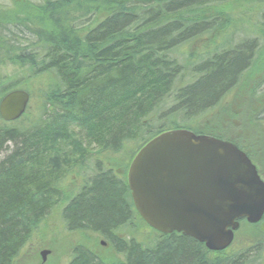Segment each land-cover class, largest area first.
Instances as JSON below:
<instances>
[{
	"label": "trees",
	"instance_id": "1",
	"mask_svg": "<svg viewBox=\"0 0 264 264\" xmlns=\"http://www.w3.org/2000/svg\"><path fill=\"white\" fill-rule=\"evenodd\" d=\"M12 1V7H0V101L13 90L26 89V78H33L40 82L42 102L39 118L30 126L23 124L26 115L18 124L0 116V155L14 143L0 161V264H17L33 229L56 207L53 199L64 197L58 173L45 164L48 153L42 144L49 126L42 122L58 119L84 130L94 124L109 128L105 124L115 113L123 122L109 133L110 163L98 162L97 178L68 198L63 208L70 230L90 225L102 231L125 256L124 264H264V217L258 223L241 219L235 242L212 251L190 236L151 228L136 210L127 181L137 152L155 136L176 128L236 143L264 177V75L254 82V72L264 70V0ZM6 66H13L12 74H4ZM140 87L142 97L118 103L125 92ZM240 88L248 100V108L235 115L241 123L233 116L229 124H218L239 130H215L221 117L236 114L227 95L236 96ZM165 97L176 100L169 109L174 122L128 150V137L134 130L143 131L141 119L157 113ZM252 103L258 108L250 107ZM181 114L185 119L180 124L176 117ZM249 121L261 127L255 138L248 134ZM250 147L260 151L263 163ZM121 155L127 156L125 172L116 161ZM116 186L126 187L127 213L114 197ZM136 220L160 236L148 244L132 235L121 238V245L116 242L115 229L131 224L136 229ZM70 264L112 263L78 246Z\"/></svg>",
	"mask_w": 264,
	"mask_h": 264
},
{
	"label": "water",
	"instance_id": "2",
	"mask_svg": "<svg viewBox=\"0 0 264 264\" xmlns=\"http://www.w3.org/2000/svg\"><path fill=\"white\" fill-rule=\"evenodd\" d=\"M30 93L16 89L0 101L3 120L27 111ZM134 204L155 230L190 236L209 250L234 242L241 219L264 217V179L236 143L187 128L162 132L134 157L128 171ZM49 250L42 251L46 261Z\"/></svg>",
	"mask_w": 264,
	"mask_h": 264
},
{
	"label": "rangeland",
	"instance_id": "3",
	"mask_svg": "<svg viewBox=\"0 0 264 264\" xmlns=\"http://www.w3.org/2000/svg\"><path fill=\"white\" fill-rule=\"evenodd\" d=\"M31 1L36 3L43 0ZM12 5V0H0V7L2 9L10 8ZM219 8L220 7H217L216 9L218 10ZM181 57L183 58V56ZM261 58L264 60V53H262ZM2 69L5 75L12 74L14 71L13 66H6ZM254 75L257 76L254 79V82H260L264 75V70L258 71L257 74L254 72ZM188 80H190V75L186 78V81ZM251 82H253V80ZM24 84L26 85V89H30L31 91V101L28 111L24 114L27 117L23 120V124L25 126H30L38 120L40 115L39 105L42 102V97L39 96L38 91V84H40V82L33 78H26ZM261 88H264V82L261 85ZM243 91L244 89L240 88L235 91V93L239 92L236 96L233 93L227 95L231 101V111L236 114L221 117L213 126L215 130L227 132L226 134H234L239 130V128L232 127L229 131L226 127H218V124H229L233 116L234 122L238 125L241 123L239 118L235 115L239 114L242 111V108H248L247 95L245 97L246 101H244V97L241 96V92ZM143 93V87H140L139 90L125 92L124 95L118 99V103L124 104L128 103L130 99H139L142 97ZM164 100L165 102L163 104L161 102L156 106L161 108L157 113L152 112L141 119L143 121V131L134 130L132 135L128 137L130 140V143L127 145V148H129L128 150L137 146L139 140L146 137L150 132L155 131L158 127L174 122L172 114L169 113L171 110L169 109L174 103H176V100L173 101V99L169 97H165ZM254 106L258 108L257 104L254 105V103H252V106L250 105V107ZM156 107L154 110L158 109ZM149 110L152 109L150 108ZM215 112L218 113V108H216ZM50 115H52L51 112H48L47 116ZM157 115L160 117H157ZM214 117L218 120V115H214ZM21 118L10 122V124H18ZM122 118V116L115 113L110 118V121L105 124L109 128L94 124L93 127H89V129L87 128L86 130L79 128L75 123L64 122L58 119L42 122L43 125L49 126L43 137L42 144L43 148L48 153V159L45 161V164L47 168L58 173V178H60L62 183L61 190L64 192V197L62 199V196H58V200L56 199L57 197L53 199L57 204L56 207L46 216L44 221L33 229L28 243L21 251V256H19L17 264H70L74 257L75 249L78 246H85L86 248L88 247L89 249L96 251L98 255L112 264L125 263V256L122 255L121 252H117V248L112 245L113 243L109 241L102 231H97L94 227L91 229L89 227L90 225H88V227H82V229H84L83 231H80L79 229L71 231L66 218L63 215V208L66 205L68 198L71 200L72 195L80 192L83 186L87 183L92 184L93 180H95L100 174L98 162L102 165L110 163L109 159L112 158V154L108 149V147H110L108 144L109 133L113 126H118L120 122H123ZM184 119L185 117H183L182 114L176 117V121L180 124L184 123ZM94 121L97 122L96 120ZM248 124V134H250L251 138H255V133H257L261 127L250 121ZM8 146L9 150L0 155V161L3 160L6 155L10 154L14 148V143H10ZM250 148L253 156L258 159L259 163H263L261 161V156L263 155H261L260 151L255 147ZM116 161L122 166L120 171L125 172L126 169L123 168V164L127 162V156L121 155ZM116 188L118 191L115 193L114 197H116L115 199L125 207V212L127 213L129 211L127 205L129 202V195L125 192L126 187L124 186V189L122 190L118 189L117 186ZM123 192H125L124 195ZM74 198L76 197H73V199ZM135 222L138 229L137 227L135 229V225L132 224L130 226L121 225L115 229V241H119V244L121 245V238L132 235L135 238L132 236L131 238L135 241L148 244L152 240L155 241L156 239L154 238L160 236L151 230L145 231L142 228L141 222L138 220ZM44 250H49L46 261H43L42 256V251Z\"/></svg>",
	"mask_w": 264,
	"mask_h": 264
}]
</instances>
